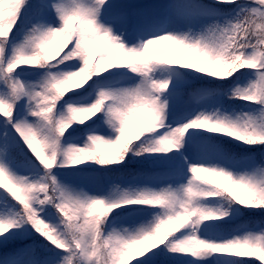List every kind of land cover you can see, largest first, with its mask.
Instances as JSON below:
<instances>
[{
    "label": "snow or ice",
    "instance_id": "obj_1",
    "mask_svg": "<svg viewBox=\"0 0 264 264\" xmlns=\"http://www.w3.org/2000/svg\"><path fill=\"white\" fill-rule=\"evenodd\" d=\"M0 264H264V0H0Z\"/></svg>",
    "mask_w": 264,
    "mask_h": 264
},
{
    "label": "trees",
    "instance_id": "obj_2",
    "mask_svg": "<svg viewBox=\"0 0 264 264\" xmlns=\"http://www.w3.org/2000/svg\"><path fill=\"white\" fill-rule=\"evenodd\" d=\"M128 2L138 3V4H146L147 2L155 3V2H158V0H128ZM242 103H244V102H238V106H239V104H242ZM200 175L205 176L207 179H215L214 177L209 176L207 173H200ZM253 219L258 224L260 217L257 216V217H254ZM248 259H254V258H248Z\"/></svg>",
    "mask_w": 264,
    "mask_h": 264
},
{
    "label": "rangeland",
    "instance_id": "obj_3",
    "mask_svg": "<svg viewBox=\"0 0 264 264\" xmlns=\"http://www.w3.org/2000/svg\"><path fill=\"white\" fill-rule=\"evenodd\" d=\"M146 4H149V2H147Z\"/></svg>",
    "mask_w": 264,
    "mask_h": 264
}]
</instances>
